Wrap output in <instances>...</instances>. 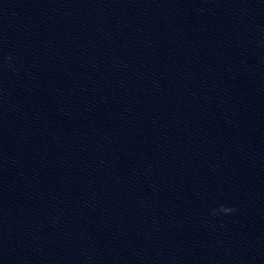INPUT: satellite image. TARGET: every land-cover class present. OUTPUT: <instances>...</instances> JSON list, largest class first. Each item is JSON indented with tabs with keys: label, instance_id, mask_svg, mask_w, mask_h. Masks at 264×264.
<instances>
[{
	"label": "water",
	"instance_id": "95a60500",
	"mask_svg": "<svg viewBox=\"0 0 264 264\" xmlns=\"http://www.w3.org/2000/svg\"><path fill=\"white\" fill-rule=\"evenodd\" d=\"M0 264H264V0H0Z\"/></svg>",
	"mask_w": 264,
	"mask_h": 264
},
{
	"label": "clouds",
	"instance_id": "9594fccd",
	"mask_svg": "<svg viewBox=\"0 0 264 264\" xmlns=\"http://www.w3.org/2000/svg\"><path fill=\"white\" fill-rule=\"evenodd\" d=\"M12 59H13V57H12L11 53L7 54L4 57V60L6 62H8L9 64L12 62ZM211 211H212L213 215H216V214H230V213L234 212L235 209L232 206H230V205L221 203V204H218V206L213 208Z\"/></svg>",
	"mask_w": 264,
	"mask_h": 264
}]
</instances>
